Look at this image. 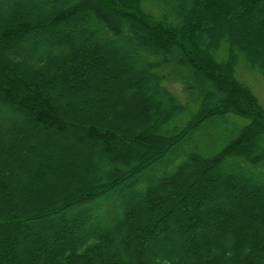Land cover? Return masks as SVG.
<instances>
[{
	"label": "trees",
	"instance_id": "trees-1",
	"mask_svg": "<svg viewBox=\"0 0 264 264\" xmlns=\"http://www.w3.org/2000/svg\"><path fill=\"white\" fill-rule=\"evenodd\" d=\"M239 68L264 0H0V264H264Z\"/></svg>",
	"mask_w": 264,
	"mask_h": 264
},
{
	"label": "rangeland",
	"instance_id": "rangeland-1",
	"mask_svg": "<svg viewBox=\"0 0 264 264\" xmlns=\"http://www.w3.org/2000/svg\"><path fill=\"white\" fill-rule=\"evenodd\" d=\"M103 62V61H102ZM238 73H239V76H240V78L241 79H243L245 82H247L250 86H251V88L253 89V91L255 92V94L258 96V98H259V100H260V102L264 105V78L263 77H261V76H259L258 74H256V73H247L246 71H244V69H241V68H239L238 69ZM102 84H103V86H102V88H104L105 86H108L109 84H108V82H104V80L102 81ZM105 85V86H104ZM109 87V86H108ZM175 89L179 92L180 91V89L178 88V86L176 85V87H175ZM90 98H92L91 96H90ZM92 99H94V98H92ZM96 100V99H95ZM191 114V111H187L182 117H181V119H183V120H185L189 115ZM132 141V140H131ZM70 146V145H69ZM66 149H69V148H66ZM79 153V152H78ZM77 153V154H78ZM177 153H179V151L177 152ZM177 153L175 154V155H177ZM70 154H71V152H70ZM73 157V156H72ZM176 157V156H175ZM74 165V164H73ZM60 167H62L61 168V172H63V173H66V175L65 176H70L69 175V173H71V174H73V175H75V178L79 175L80 176V174H82V171H80V169L79 170H77V171H72V169L70 168V167H68V165L66 166V165H64V163L63 164H60ZM167 166H162V167H160V166H158V167H156V168H153L152 170H150V171H148V172H146V173H144L143 174V177H145V178H148V177H150V176H152V175H156V174H159L160 172H162V170H164L165 168H166ZM68 170H71V172H69ZM69 172V173H68ZM66 185V184H65ZM35 202L37 201V199L36 200H34ZM52 220V222H56V224L57 223H59L57 220H58V218L55 220V219H51Z\"/></svg>",
	"mask_w": 264,
	"mask_h": 264
},
{
	"label": "bare ground",
	"instance_id": "bare-ground-1",
	"mask_svg": "<svg viewBox=\"0 0 264 264\" xmlns=\"http://www.w3.org/2000/svg\"><path fill=\"white\" fill-rule=\"evenodd\" d=\"M57 219V218H56ZM59 219V218H58ZM52 221V220H51Z\"/></svg>",
	"mask_w": 264,
	"mask_h": 264
}]
</instances>
